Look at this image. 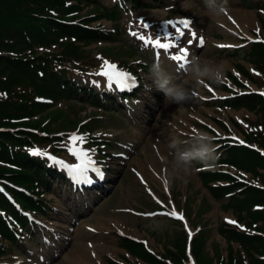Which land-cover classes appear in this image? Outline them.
Instances as JSON below:
<instances>
[{
  "label": "rangeland",
  "instance_id": "374dc122",
  "mask_svg": "<svg viewBox=\"0 0 264 264\" xmlns=\"http://www.w3.org/2000/svg\"><path fill=\"white\" fill-rule=\"evenodd\" d=\"M116 1L71 2L77 3L75 15L94 17L103 12L100 5L110 8ZM140 1L137 7L127 3L115 23L104 19L103 15L91 21V26L99 25L110 31L115 29L113 32L118 34L117 41H79L77 45L82 51L63 61L71 69L73 78L98 92L107 90L113 103L107 106L95 103L100 106L97 107L79 96L74 97L76 100L45 99L44 109L31 117L41 129L58 133L64 138L58 154L49 155L46 145L39 147L40 152L74 164L75 159L66 150L68 136L72 133L83 135L86 138L83 147L93 150L92 159L103 172V178L89 172L91 183L76 182L62 166L53 164L77 187L71 191L66 183L58 181V184L50 180L42 193L50 210L37 215L32 236L23 233L19 243L5 248L7 252L0 255V264H150L139 257L142 252L136 255L121 246L120 242L125 239L122 235L140 240L137 243L141 245V251L165 264H183L186 261L189 255L184 249V242L187 243L191 235L193 253L198 261L201 264H220L225 262L229 247L245 252L238 243L229 241L217 231V224L221 221L224 227L234 226L264 237V231L259 229L260 221L255 222L259 217L253 219L246 209L237 213L226 204L243 198L244 191L249 188L264 191L259 175L252 167L240 165L239 169H235L218 164L223 145L213 142L217 146L216 163L210 167L194 163L189 173H181L180 178H176L171 175L172 157L167 148L172 137L187 141L179 145L181 150L198 147L190 140L192 130L196 129L208 132L215 137L214 141L224 143L229 141L228 138L235 137L243 139L247 142L243 143L249 146H259L264 150L259 142L264 136V117L258 105H230L235 99H222L241 92L257 94L255 91L264 90V69L243 61L250 58L243 56L253 46L250 41L264 38V0H227L226 12L219 17L205 14L207 10L203 0ZM181 15L192 21V31L205 41L203 47L189 45L190 36L187 34L178 40L181 47L189 49L185 62L171 59L177 49L164 53L150 46L145 47L130 34L133 31L153 37H163L167 32L174 34L165 22L176 21ZM241 18L246 19V27L239 24ZM141 19L151 27L143 29L139 24ZM69 41L70 37L63 38L64 43ZM239 45L243 46L234 48ZM50 49L49 52L59 53L61 47L51 46ZM193 55L222 65L221 81L195 85L189 80V86L196 95L181 106L166 104L163 94L154 88L151 92L146 91L145 85L152 84L149 69L153 63H161L179 82L185 78L186 64ZM105 60L111 63L117 61L118 67L130 72L131 67L136 70V97L120 100L114 93L117 90L111 88L112 92L105 82L107 80L95 75ZM118 60L131 67L118 65ZM0 166L8 167L3 163ZM201 169L228 170L252 185L234 181L229 188L238 189L231 196H225L223 191L219 197H212L201 180ZM258 171L264 173L262 168ZM0 178L3 179L1 174ZM219 183L216 180L210 185L216 187ZM146 189L151 190L153 195H149ZM153 197L163 202L166 208H162ZM173 207L177 213L184 215L182 220L166 215H147L171 211ZM1 242L9 241L0 237ZM179 243L183 253L176 246ZM251 252L256 253L253 249ZM182 254L186 256L177 261L176 257ZM258 255L255 254V257L258 258Z\"/></svg>",
  "mask_w": 264,
  "mask_h": 264
},
{
  "label": "trees",
  "instance_id": "16d2710c",
  "mask_svg": "<svg viewBox=\"0 0 264 264\" xmlns=\"http://www.w3.org/2000/svg\"><path fill=\"white\" fill-rule=\"evenodd\" d=\"M66 1L69 0H0V161L10 164L7 168L0 166V174L9 182L29 191V194H24L23 191L11 189L21 206L33 213L45 212L49 209L47 203L40 198V194L47 187L50 179L59 177V181L63 180L58 172L48 166L46 159L29 153L28 148L42 142L51 144L52 151L58 150V147H55L57 141L53 137L44 138L46 134H38L32 129H41L31 117L37 111L43 110L45 104L35 97L38 95L51 99L60 97L70 99L83 93L89 98H95L90 89L77 87L71 76H68L65 67L56 66L62 62V59L81 52L72 41L67 43L62 41L69 35L84 42L113 40L112 35L103 29L96 26L90 27L88 25L90 19L87 16L74 22L77 16L73 13L76 11V4H68ZM75 1L80 3L85 0ZM126 1L136 4L140 2V0ZM101 8L103 12L100 11V15L108 18L116 19L120 15L118 4L111 8L105 6ZM56 45L61 47L59 53L45 51L39 53L42 47ZM243 56H250L251 61L264 69V45L254 44L249 52L243 53ZM233 104L258 105L264 117V98L255 94L238 96L230 102V105ZM259 142L264 147V136ZM226 152L227 155L222 162L236 166L249 165L252 168L257 166L264 168V157L255 149L243 145H230L226 148ZM221 178L231 181L229 175L221 177L217 172L201 173V180L205 184L209 180ZM260 178L264 183V174L260 175ZM217 187L220 188L208 186L213 197H219L218 195L223 191L225 193L234 189L226 185ZM244 192L243 198L226 204L237 213L246 209L253 219L259 217L258 220H261L259 229L264 230V216H262L264 210L248 209L252 204H264V191L249 188ZM232 198L234 197L230 199ZM0 207L5 213V216L0 213V234L15 242L14 233L17 232V225L28 228V219L1 194ZM218 232L228 240L239 242L245 250L249 264H264V258L257 259L251 252L253 249L264 253L263 236L245 233L236 228H227L222 224L219 225ZM120 243L122 247L136 255L142 252L143 255L139 257L149 261L150 264H165L141 251L139 249L141 245L137 242L125 238ZM176 246L183 253L180 243ZM248 247L250 249H247ZM184 256L185 254H182L176 257V260L179 261ZM220 264H243V258L239 252L229 247L226 261H221Z\"/></svg>",
  "mask_w": 264,
  "mask_h": 264
},
{
  "label": "clouds",
  "instance_id": "9594fccd",
  "mask_svg": "<svg viewBox=\"0 0 264 264\" xmlns=\"http://www.w3.org/2000/svg\"><path fill=\"white\" fill-rule=\"evenodd\" d=\"M203 4L210 17H219L226 12L227 0H203ZM150 79L151 85H145V89L151 92L153 88L163 94L166 104L184 105L190 102L196 95L192 87L189 86V80L195 85H201L205 82L218 83L223 76L224 68L210 59L193 55L186 64L184 77L177 82V77L167 72L159 62L151 65ZM215 137L208 132L192 130L190 140H193L198 147L181 150L179 145L186 143L178 137H172L167 144L169 155L172 157L171 175L180 178V174L189 173L194 163H199L210 167L214 164L217 156V146L213 143ZM165 162L167 158H165Z\"/></svg>",
  "mask_w": 264,
  "mask_h": 264
},
{
  "label": "snow or ice",
  "instance_id": "6c2138e0",
  "mask_svg": "<svg viewBox=\"0 0 264 264\" xmlns=\"http://www.w3.org/2000/svg\"><path fill=\"white\" fill-rule=\"evenodd\" d=\"M139 24L143 29L147 30L151 26L145 22L143 19L139 21ZM165 26H170L174 30L172 32H167L163 37L157 35L153 37L152 35H146L138 32H131L130 34L139 39L145 47H151L153 49L162 50L164 53L171 52L172 49H177V53L171 55V59L174 61L185 62L188 58L189 49L181 47L178 40L183 39L187 34L190 36L187 43L189 45H196L203 47L205 41L202 37H198L195 31H192V21L187 18H181L176 21H166ZM259 34V30H257ZM264 42V41H259ZM219 47H232L231 45H220ZM159 52L157 55L159 56ZM97 76H102L107 80L109 88L115 86L120 91L131 90L135 87V78L130 74L118 70L117 66L108 62L103 61L98 72L95 73ZM264 95V92L260 93ZM236 139V138H233ZM86 143V138L83 135H78L77 133H72L68 136V143L66 145V150L70 156H72L75 161L74 164H67L62 160L55 157L48 156V159L53 162V164L62 166L68 174L76 182L91 183L89 179V172L95 173L99 178H103V172L96 166V161L92 159L91 152L93 150L85 149L83 145ZM243 143V142H241ZM34 156L46 155L40 152V150H34L31 152ZM167 185V181L164 182ZM2 191V189H0ZM167 191V187H165ZM156 199L155 197H153ZM156 202L161 204L162 208H166L163 202L156 199ZM166 215L177 219H183L182 214H177L176 209L173 207L171 211L165 210L160 213H150L147 215ZM229 223H235L234 221H228Z\"/></svg>",
  "mask_w": 264,
  "mask_h": 264
},
{
  "label": "bare ground",
  "instance_id": "6f19581e",
  "mask_svg": "<svg viewBox=\"0 0 264 264\" xmlns=\"http://www.w3.org/2000/svg\"><path fill=\"white\" fill-rule=\"evenodd\" d=\"M205 14H206V15H209V13H208L207 11H205ZM236 17H237V16H236ZM237 18H238V17H237ZM239 24H240L242 27H246V25H247L246 19L241 18Z\"/></svg>",
  "mask_w": 264,
  "mask_h": 264
}]
</instances>
